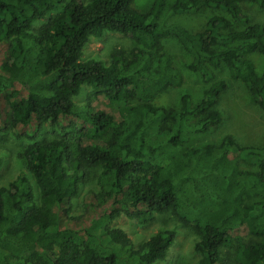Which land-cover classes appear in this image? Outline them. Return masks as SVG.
Wrapping results in <instances>:
<instances>
[{
    "label": "trees",
    "instance_id": "trees-1",
    "mask_svg": "<svg viewBox=\"0 0 264 264\" xmlns=\"http://www.w3.org/2000/svg\"><path fill=\"white\" fill-rule=\"evenodd\" d=\"M134 1L0 0V135L33 142L44 125L71 130L18 154L39 197L23 173L0 188V264H156L166 260L173 231L135 248L110 224L121 216L147 224L164 214L197 234L198 264H264V144L244 147L227 135L187 147L189 133L222 121L215 107L227 83L212 82L210 68L225 67L264 111V72L253 58L264 59V23L251 24L242 11L246 3L264 11V0H174L168 16L227 14L196 33L161 20L163 0L147 12ZM105 33L141 47L113 54L109 64L82 62L84 48ZM170 37L190 58L185 68L212 82L199 103L184 94L178 108L157 104L183 83L161 50ZM84 87L92 91L78 104ZM91 171L94 187L73 214Z\"/></svg>",
    "mask_w": 264,
    "mask_h": 264
},
{
    "label": "rangeland",
    "instance_id": "rangeland-1",
    "mask_svg": "<svg viewBox=\"0 0 264 264\" xmlns=\"http://www.w3.org/2000/svg\"><path fill=\"white\" fill-rule=\"evenodd\" d=\"M156 1L135 0L133 7L137 11L147 12ZM173 1L163 0L165 6L160 13V19L164 20L167 24H179L191 33L202 31L207 21L214 16L228 17L225 12L213 9H203L191 15L178 14L168 16L167 10ZM242 11L249 17L251 24L264 23V11L257 5L243 4ZM55 14H52L50 17ZM48 20L45 19L37 22L35 27L44 26L48 23ZM136 47L141 46L128 36L105 33L102 38L92 39L84 48L82 62L95 60L109 64L113 54L122 52L128 56ZM161 50L171 56L174 66L181 71L183 83L178 88L170 89L157 101V104L167 108H178L180 99L184 94H188L191 102L196 104L202 100L204 91L212 82L223 80L227 83V89L221 95L215 107L221 115V123L204 134L189 133L187 140L188 148L195 149L205 145L217 144L227 135L232 136L239 145L244 147H261L264 144V111L252 101L250 93L243 82L232 79L225 67L220 69L210 68L214 79L212 82H205L200 73H192L185 68V64L189 62L190 58L178 41L172 37L162 41ZM253 58L258 74L261 75L264 72V59L260 56H254ZM91 91V88L84 87L75 101L78 104L85 103ZM196 122V120H193L188 122L187 125H196ZM70 131L66 130L62 132L56 127L44 125L39 131L38 138L33 142L27 138H19L11 131L2 133L0 135V159L2 161L0 188L7 187L10 182L23 173L29 179L36 200H38L39 189L27 171L26 163L18 157V154L26 146L34 142L42 143L59 140L65 138L66 134L71 135ZM72 134L74 133L72 132ZM93 172L91 171L90 174ZM90 177V179L85 180L81 184L79 194L73 200V214H80L82 212L84 199L89 189L94 187L92 174ZM110 226L123 230L132 240L135 248H138L158 232L173 231L175 233V242L170 248L166 260L156 264H198L200 259V255L195 249V244L198 240L197 234L171 214L157 215L152 222L147 224H140L136 220L121 216L115 219Z\"/></svg>",
    "mask_w": 264,
    "mask_h": 264
}]
</instances>
